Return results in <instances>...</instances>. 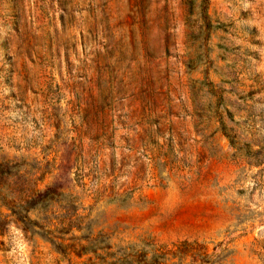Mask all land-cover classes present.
Wrapping results in <instances>:
<instances>
[{
	"label": "rangeland",
	"instance_id": "obj_1",
	"mask_svg": "<svg viewBox=\"0 0 264 264\" xmlns=\"http://www.w3.org/2000/svg\"><path fill=\"white\" fill-rule=\"evenodd\" d=\"M4 161L44 206L0 264H92L99 232L264 264V0H0Z\"/></svg>",
	"mask_w": 264,
	"mask_h": 264
},
{
	"label": "trees",
	"instance_id": "obj_2",
	"mask_svg": "<svg viewBox=\"0 0 264 264\" xmlns=\"http://www.w3.org/2000/svg\"><path fill=\"white\" fill-rule=\"evenodd\" d=\"M20 170L17 162L0 163V207L9 210V214L0 213V232L11 221L21 224L24 229L34 234L36 233L34 228L38 223L30 218L29 214L43 207V204L42 206L38 204L44 202V199H40L42 194L36 191L35 187L29 188L28 185L23 186L20 183ZM233 232L234 230L226 229L225 237H230ZM57 238L62 239L52 236L48 240L59 249L62 243L57 242ZM80 239L86 243L80 245L77 253L78 255L91 253L96 259L92 264H164V261H171V264H223L233 252L223 245V241L216 244L212 252H208L205 241L181 240L171 245L153 246L150 250L136 249L135 245L128 244L122 247L120 254H117L111 250L109 236L103 232L82 234ZM231 241L232 238H229L227 242Z\"/></svg>",
	"mask_w": 264,
	"mask_h": 264
}]
</instances>
